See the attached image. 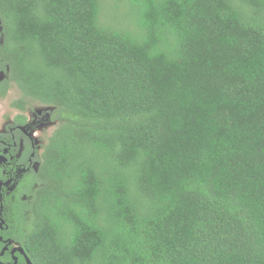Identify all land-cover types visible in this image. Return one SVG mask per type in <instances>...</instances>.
Wrapping results in <instances>:
<instances>
[{"label":"trees","instance_id":"1","mask_svg":"<svg viewBox=\"0 0 264 264\" xmlns=\"http://www.w3.org/2000/svg\"><path fill=\"white\" fill-rule=\"evenodd\" d=\"M12 84L56 123L2 201L31 264H264V0H0Z\"/></svg>","mask_w":264,"mask_h":264},{"label":"flooded vegetation","instance_id":"2","mask_svg":"<svg viewBox=\"0 0 264 264\" xmlns=\"http://www.w3.org/2000/svg\"><path fill=\"white\" fill-rule=\"evenodd\" d=\"M48 110L49 109L47 108L44 114L45 118L47 119V124L51 126L56 125V123H51L48 120ZM17 114H19V112H17L14 117ZM27 114H30L29 119L27 117ZM25 115L27 117L26 126L14 127L13 117L12 120L7 124L6 131L0 133L1 135H9L5 138L3 137V139L0 140V172L2 175V178L0 179V222H3L2 226L0 227V231L6 229L4 220L2 218L3 197L14 198V196L18 194L19 189H21L20 185L23 180L27 177L33 176V174L38 171V159L40 158L41 153L39 156L37 155V147L35 145V141L30 135L31 130L39 127L35 123L37 117L34 113L32 114L31 112H28ZM0 241L2 243L4 242L1 238ZM5 242H11V244L8 246L3 255L7 253L12 261L13 258L18 260V256H21L24 259V256L19 254L18 252H14V254H11V250L13 249V247L19 246L18 244L14 243L13 245V242L10 240ZM3 245L4 248L6 244L3 243ZM0 264L3 263L0 261Z\"/></svg>","mask_w":264,"mask_h":264},{"label":"rangeland","instance_id":"3","mask_svg":"<svg viewBox=\"0 0 264 264\" xmlns=\"http://www.w3.org/2000/svg\"><path fill=\"white\" fill-rule=\"evenodd\" d=\"M19 91L12 84L10 90L4 99L0 100V133L6 131L7 124L12 120L14 115L17 113L10 107V103L19 98ZM33 105V106H32ZM33 113L36 115L35 120L36 125L39 127L31 130L30 135L35 141L37 147V155L39 156L43 150V146L46 144L47 138L52 134L55 129V125L51 126L47 124V119L45 118V112L47 108L39 104H32ZM30 114H27L29 119ZM14 245V243H13Z\"/></svg>","mask_w":264,"mask_h":264},{"label":"water","instance_id":"4","mask_svg":"<svg viewBox=\"0 0 264 264\" xmlns=\"http://www.w3.org/2000/svg\"><path fill=\"white\" fill-rule=\"evenodd\" d=\"M3 222H0V227L2 226ZM11 244V242L6 243L5 247L2 249V251L0 252V256L3 255V253L7 250L8 246ZM14 252H18L19 254L24 256L25 262L26 264H31L30 260L26 257V255L24 254V251L21 247L16 246L13 247V249L11 250V254H14ZM17 263V259L13 258V264Z\"/></svg>","mask_w":264,"mask_h":264}]
</instances>
